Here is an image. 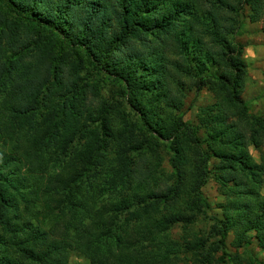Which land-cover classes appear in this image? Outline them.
Segmentation results:
<instances>
[{
	"label": "trees",
	"instance_id": "16d2710c",
	"mask_svg": "<svg viewBox=\"0 0 264 264\" xmlns=\"http://www.w3.org/2000/svg\"><path fill=\"white\" fill-rule=\"evenodd\" d=\"M246 7L252 22L264 16V0H0V264H79L69 260L73 250L89 264H179L180 251L205 239L180 244L169 229L203 208L212 158L225 197L224 219L212 226L219 237L211 250H222L215 260L256 264L250 253L226 249L230 232L237 249L252 236L264 247V116L242 97L247 62L235 39ZM84 57L123 81L142 126L120 102L81 105ZM186 80L216 97L200 110L204 138L169 112L183 104ZM39 106L47 108L41 119ZM89 119L100 126L86 127ZM77 135L83 145L69 153ZM159 140L173 152L175 183L165 191L134 184L131 168L132 152ZM110 145L108 188L121 185L124 195L99 205L86 182L108 169ZM251 146L263 149L259 162Z\"/></svg>",
	"mask_w": 264,
	"mask_h": 264
},
{
	"label": "rangeland",
	"instance_id": "374dc122",
	"mask_svg": "<svg viewBox=\"0 0 264 264\" xmlns=\"http://www.w3.org/2000/svg\"><path fill=\"white\" fill-rule=\"evenodd\" d=\"M249 12L250 9L246 7L241 16L242 27L235 38L244 45L243 58L247 62V75L242 97L252 113L264 116V16L260 20L252 22L249 18ZM23 44L25 46L28 45L29 40L24 39ZM8 50H10V53L12 49L9 48ZM9 58H12V56ZM28 59L29 57H26V62H28ZM84 59V68L80 70L78 80V87L83 89L84 103L81 105H87V108L91 111H96L99 103L102 101H106L108 104L120 102V107L127 113L129 120L136 122L138 126H142L139 113L131 105L123 81L115 78V75L110 74L108 71L99 69L94 64L90 63L88 58L84 57ZM208 71L214 73L220 70L211 67ZM185 82L183 104L180 107L173 108V110L169 112L170 114L171 112L181 114L186 122L198 126L199 136L204 138L205 129L201 126L199 114L201 108L211 105L216 101L215 94L207 87L200 90H197L196 87H191L190 84H192V82L190 80H186ZM85 84L89 85L85 86ZM95 88L98 90L97 93L94 90ZM1 89L2 87H0V90ZM63 100L64 98L61 99V102ZM46 110L47 108L45 106H39L37 108L36 112L39 119L42 118L41 115L44 114ZM115 114V112L112 113L115 129L118 130L122 127V119L120 115L117 116ZM95 115L97 118L100 117L99 113H95ZM82 123H84V121ZM85 124L86 127L100 126V120L91 121L89 119ZM81 128L82 127H80V129ZM83 142L84 140L80 139L79 135H77L74 142L70 145L68 152L73 154L76 149L83 145ZM148 145L149 143L145 145L146 150L144 152H132L135 158V165L131 167L135 171L134 184L139 181L146 183L150 182L151 187L148 186V188L156 191H165L169 186L175 183V177L173 176L174 170L170 160L173 152L169 147V143L164 140H159V144L157 145L155 142H152V150L157 151L156 154L148 148ZM115 151L116 147L110 145L104 161V168L108 169L106 171L93 173L92 176H90V181L86 182V185L88 183L87 186H90L88 190L94 192L95 195L93 196L99 205H101L102 202H114L124 195L121 185H119L114 192H111L107 184V181L113 177V173L108 171L111 165L116 164ZM249 151L254 159L259 162L260 154L263 149L251 146ZM149 164L151 167L150 171L147 169ZM218 164L217 159H210L209 171L207 172L204 185L199 193L203 208L193 212L194 219L192 222H179L169 229L170 236L180 244H185L187 241L195 239H205V245L198 249H183L180 251L178 253L179 264H232L229 257L226 259L225 263L217 262L215 258L222 253V250L217 252L211 250L213 243L219 237L212 230V226L216 220L224 219L220 204L224 202L225 197L222 195L214 177ZM83 192H85V190L81 188L79 193L83 194ZM79 193L78 195H80ZM261 193L264 195V175ZM103 199H105V201H103ZM126 215V213H122L120 223L124 221ZM44 222H46V226H50L51 224L49 217H46ZM233 240L234 234L230 232L226 239V249L230 254L236 253L237 250L243 254L250 253L255 257L256 264H264V247L259 244V241L254 236H252L249 241L245 242L240 249H237L233 245ZM211 257L213 259H210ZM69 260L71 263L89 264L87 257L74 250L71 251Z\"/></svg>",
	"mask_w": 264,
	"mask_h": 264
}]
</instances>
